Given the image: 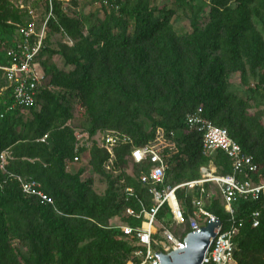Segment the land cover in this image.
Segmentation results:
<instances>
[{"label": "trees", "instance_id": "1", "mask_svg": "<svg viewBox=\"0 0 264 264\" xmlns=\"http://www.w3.org/2000/svg\"><path fill=\"white\" fill-rule=\"evenodd\" d=\"M19 1L27 3L0 0V264H128L137 243L112 221L141 226L143 217H127L126 210L153 205L139 181L150 166L133 163V147L155 143L159 133L170 144V168L159 188L197 181L210 165L218 175H233L225 153L205 156L203 133L188 127L199 109L253 158L257 170L237 174V181L264 185V0H92L104 10L99 20L85 13L86 0H54L52 11L48 0H37L38 18L52 15L39 57L45 89L29 109L15 106L1 69L13 65L10 52L24 42L20 31L29 18ZM179 15L190 28L183 36L173 24ZM55 35L63 39L56 46ZM74 110L87 124L90 147L77 139L85 134L73 125ZM110 132L132 144L108 151L97 138ZM87 153L106 185L102 193L88 169L69 171ZM29 181L51 203L27 195L22 185ZM203 188L205 209L222 232L239 228L234 263L264 264V195L239 200L232 218L219 188ZM176 196L185 225L173 221L168 203L157 225L185 238L191 218L207 223L194 216L201 191L184 188Z\"/></svg>", "mask_w": 264, "mask_h": 264}, {"label": "built area", "instance_id": "2", "mask_svg": "<svg viewBox=\"0 0 264 264\" xmlns=\"http://www.w3.org/2000/svg\"><path fill=\"white\" fill-rule=\"evenodd\" d=\"M48 1L52 11L54 0ZM18 4L27 12L29 18L26 26L20 31L24 36V42H22L19 51L11 50L10 52L13 65L9 68L1 69L6 72L8 81L13 85L15 106L29 109L35 106L38 95L42 89H45L39 57L47 36V23L52 14L50 11L48 18L43 22L38 18V10L32 9L31 6L33 5H26L22 1H19ZM187 125L189 128H195L203 133V153L205 156H212L217 151L225 153L232 162L233 175H218L216 168L210 165L201 169L202 179L199 181L185 183L177 187L167 186L159 188V185L164 186L165 178L170 168L165 155V150L170 147V144L164 135L159 133L155 143L143 147H133V163L136 165L148 163L150 166L148 173L139 176V181L142 185L149 187V194L153 197V205L149 209L143 207L140 212L132 208L126 210L125 215L127 217L136 219L143 217L141 226L132 227L121 221H119V224L112 223L113 228H120L126 237L137 243V249L132 254L128 264H161L156 254H169L186 248L184 244L186 237L175 236L169 228L163 225H160L159 229L156 220L159 210L168 203L171 206L173 221L178 226L185 225V211L177 200V190L198 188L201 191V197L193 202L196 209L194 216L196 218H204V223H207L200 225L195 218H191L189 222L191 232L201 229L212 219H215L213 215L207 212L205 202L202 200L203 187L206 183H213L219 188L223 203L232 218L235 215L233 207L239 200L257 201L264 195V185H255L249 181H237V174L245 171L253 173L257 170V166L254 164L252 157L243 154L240 146L230 138L227 130L218 128L205 119L202 116V109L188 116ZM84 137L86 136L77 135L81 146L88 140ZM46 139L47 136L42 141L44 142ZM120 143L132 144V140L113 132L102 135V146L108 151H112ZM6 157L7 153L5 152L2 154L1 160L4 161ZM1 168L3 169V166ZM22 187L27 195L37 196L43 202L51 203V200L40 190V185L37 182H25ZM127 191L132 192L131 189ZM257 225L258 223H255V226ZM238 233L239 228L236 226H232L224 232H222L221 226L209 252L205 256L204 264L233 263L236 248L234 239ZM136 260L139 263H136Z\"/></svg>", "mask_w": 264, "mask_h": 264}, {"label": "rangeland", "instance_id": "3", "mask_svg": "<svg viewBox=\"0 0 264 264\" xmlns=\"http://www.w3.org/2000/svg\"><path fill=\"white\" fill-rule=\"evenodd\" d=\"M26 2H27L26 5H29V4L33 5V6H31L32 9H34V8L39 9V5L37 4V0H26ZM84 3H85L84 5H85V9H86L85 10L86 14L91 13V14L95 15L96 20L104 18V10L101 9V5L99 3H93L92 0H86ZM157 3L159 5H162V2L160 0L157 1ZM181 18L182 17L180 15L175 17L174 20H173V24H174V27H175L177 33L179 35L183 36V35H185L186 33H188L190 31V28H189V26H188V24L186 22L182 21ZM60 41H63L61 36L55 35L53 37V45L54 46H56V44L58 42H60ZM53 62H55L59 67L63 66V62L59 58H56ZM232 82L235 83V84H237L239 82L238 75L233 76ZM73 105L75 106V103ZM74 115H75V118H74L75 120L73 121V125L78 127V131H77L78 133L80 132L81 134H85V136H86V134H87V124L84 123L78 117L77 110H74ZM84 138L88 139L87 136L84 137ZM97 140L101 144L102 143V136H99L97 138ZM86 143H88L87 147L91 146V141L90 140L86 141ZM89 160H90L89 154L87 153L86 155H84L82 157V161H81L80 164L70 165L69 166V171L72 172V173H76L80 168L88 169L90 174H92L94 176L96 191L99 192V193H102L105 190L106 185H105V183L103 182V180L99 176L93 174V172L90 169ZM131 169L132 168L130 166L128 172H131ZM158 228L160 229L159 226H158ZM231 264H235V263L233 262Z\"/></svg>", "mask_w": 264, "mask_h": 264}, {"label": "water", "instance_id": "4", "mask_svg": "<svg viewBox=\"0 0 264 264\" xmlns=\"http://www.w3.org/2000/svg\"><path fill=\"white\" fill-rule=\"evenodd\" d=\"M221 226V221L215 217L206 226L190 232L186 236L185 249L176 250L169 254H156V256L159 257L161 264H204L205 256ZM236 251L237 248H235V253Z\"/></svg>", "mask_w": 264, "mask_h": 264}, {"label": "crops", "instance_id": "5", "mask_svg": "<svg viewBox=\"0 0 264 264\" xmlns=\"http://www.w3.org/2000/svg\"><path fill=\"white\" fill-rule=\"evenodd\" d=\"M171 150H174V147L171 146ZM213 168H215V167H213ZM200 175H201V172H200ZM201 179H202V175H201V177H200L199 180H201ZM199 180H197V181H199ZM112 223H113V224H119L120 222H119V220H116V221H112ZM235 264H236V263H235Z\"/></svg>", "mask_w": 264, "mask_h": 264}]
</instances>
